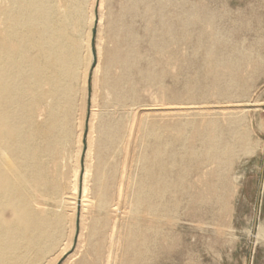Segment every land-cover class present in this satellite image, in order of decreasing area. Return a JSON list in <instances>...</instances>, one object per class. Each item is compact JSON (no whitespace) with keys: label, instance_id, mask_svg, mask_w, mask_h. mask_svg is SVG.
Returning a JSON list of instances; mask_svg holds the SVG:
<instances>
[{"label":"bare ground","instance_id":"bare-ground-1","mask_svg":"<svg viewBox=\"0 0 264 264\" xmlns=\"http://www.w3.org/2000/svg\"><path fill=\"white\" fill-rule=\"evenodd\" d=\"M94 1L87 6V0H0V264L48 262L61 236L64 215L59 211L77 214L81 133L75 136V112L89 78ZM177 3L122 0L119 14H109L106 21L111 45L100 81L107 97L96 110V158L80 199L82 211L92 216L90 237L96 236L97 225L109 229L106 264H113L112 250L121 233L128 236L123 243L127 264H146L157 251L168 255L174 246L163 244L171 239L164 225L180 206L188 220L201 223L208 216L216 224L233 192L229 167L237 144L249 150L247 136L235 131L238 120L223 128L214 120L202 124L181 113L199 109L194 100L207 97L206 83L187 77L180 89L162 86L168 72L152 54H163L213 20L202 7L174 13ZM137 18L146 23V52L138 49L143 39L135 28ZM82 23L86 30L81 43L75 33ZM230 30L219 29L209 39L201 30L194 32V52L201 54L216 94L224 97L248 89L257 69L251 67L243 84H236L237 78L251 58L260 60L254 46L242 48ZM82 52L88 60L84 67ZM191 63L178 61V67ZM137 83L159 87L175 104L163 103L159 109L164 112L152 111V120L145 123L151 141L143 149L139 177L130 185L128 161L135 135L150 115L142 111L158 109L141 104ZM73 137L79 151L69 176L66 151ZM120 153L119 163L115 158ZM254 235L261 236L262 230L257 228Z\"/></svg>","mask_w":264,"mask_h":264},{"label":"rangeland","instance_id":"rangeland-1","mask_svg":"<svg viewBox=\"0 0 264 264\" xmlns=\"http://www.w3.org/2000/svg\"><path fill=\"white\" fill-rule=\"evenodd\" d=\"M90 1L87 0V6ZM178 2L173 7L174 13L179 12L180 8L190 10L191 8L202 7L211 12L213 20L194 28L193 35L188 37V40L171 45L164 50L163 54H152L154 58L162 59L168 72V75L163 79V88L165 90L180 89L181 81L187 77L197 84L206 83L210 87L207 90V97L194 100L200 102L196 104L199 109L182 110L184 113H181H188L187 118L199 123L202 122V124L214 120L223 128L227 127L229 121L238 120L235 131L240 135L245 134L250 145L249 150L245 151L237 144L236 155L229 167L230 178L235 181H232L233 192L231 196L227 197L225 211L223 210V213L220 211L219 220H216V224H213L208 216L201 223L190 221L185 216L183 206H180L169 219V222L164 225V228L169 231L171 239H168V242L163 241V244L169 245L170 249L174 247L169 250L168 255L157 251L156 255L150 257L146 264H264V0H178ZM121 3L122 0H95L93 4L92 12L95 22L90 41L92 57L88 69V85L86 84V89L81 90L78 94L75 112L76 121L79 122L74 129L75 136L81 133L77 214L72 216L67 209L59 211L64 215L61 236L50 253L48 262L42 264H106L107 258H109V229L106 225H97L96 236L90 237L92 216L82 211L80 199L83 195L84 185L90 184V174L96 158V112L102 99L107 97L100 81L105 51L111 45L106 21L109 14H119ZM219 20L222 24L219 23ZM245 22L248 25H241ZM145 25L144 19L137 18L135 20V28L143 39L138 48L141 52L148 50V37L144 33ZM219 29L225 31L231 29L232 40L242 43V48H248L252 44L256 56L260 58L261 63L256 58H251V61L242 67L237 78L236 84H243L248 80L246 79L247 75L254 68L257 69L256 77L251 80L246 93L240 94L234 91L228 97L218 96L216 88L212 86L209 80L211 79L209 70L200 59L201 54L194 52L195 31L201 30L204 38L209 39ZM85 30L86 25L82 23L75 33L81 43L85 38ZM81 54L82 67H84L88 60L84 52ZM182 60H190L192 63L181 69L178 67V61ZM116 71L115 68L114 72L116 73ZM137 87L141 94V104L144 103L148 108L157 107L158 109L142 111L143 114L150 113V115L146 122H144L145 117H143L144 120L136 132L138 134L135 135L133 151L131 150L132 160L129 159L130 161H128L130 163L128 164L127 181L130 185L139 177L142 152L145 145L151 141L147 135L146 126L147 122L149 124L153 118L151 114L154 111V113H163L164 110L159 109L163 103L175 104V101L170 99L167 94L161 93L160 88L155 85L137 83ZM235 98L237 99L235 100ZM200 105L203 106L200 107ZM173 120L175 121L176 118ZM203 129L205 126L200 127V130ZM75 139L76 137H73L66 151L65 171L69 176H72L74 172L76 153L79 151ZM121 155L120 153L116 157L117 159L115 158L116 162L122 161L123 155ZM86 172L87 178L85 179L84 174ZM257 228L262 230V235L259 237L254 235ZM120 230L123 232V226ZM191 236L195 237H193L194 240ZM127 239L128 236L125 233L120 234L119 243L113 249L115 252L112 250L113 264L128 263L123 255V243Z\"/></svg>","mask_w":264,"mask_h":264}]
</instances>
